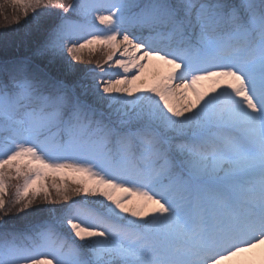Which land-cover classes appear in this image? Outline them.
I'll list each match as a JSON object with an SVG mask.
<instances>
[{"label":"snow or ice","instance_id":"obj_1","mask_svg":"<svg viewBox=\"0 0 264 264\" xmlns=\"http://www.w3.org/2000/svg\"><path fill=\"white\" fill-rule=\"evenodd\" d=\"M8 4L0 264H264V0Z\"/></svg>","mask_w":264,"mask_h":264},{"label":"trees","instance_id":"obj_2","mask_svg":"<svg viewBox=\"0 0 264 264\" xmlns=\"http://www.w3.org/2000/svg\"><path fill=\"white\" fill-rule=\"evenodd\" d=\"M10 13L14 14V13H16V10L14 8H8L6 10L5 9H2L1 10V7H0V22H2L3 19H5V15H7L8 18L11 20V14ZM3 25H6L7 26L6 29H7V31L9 33L12 32V29L14 28V25H8L6 23H3ZM15 26L18 27V25H15ZM12 54H16V55L27 54V50L26 49H20V50H18L15 53H13V52L10 51L9 52V55H12ZM3 58H4V52H3L2 49H0V59H3ZM88 66L92 67V65H88Z\"/></svg>","mask_w":264,"mask_h":264},{"label":"rangeland","instance_id":"obj_3","mask_svg":"<svg viewBox=\"0 0 264 264\" xmlns=\"http://www.w3.org/2000/svg\"><path fill=\"white\" fill-rule=\"evenodd\" d=\"M0 5H3V7H1V10L2 9H5L6 10L8 8H13L11 5L8 4V0H0ZM15 10H16V13H14V14L10 13L11 14V19H13L18 14V10L17 9H15ZM3 23H6L5 22V19H3L2 22H0V33L8 32L7 29H6L7 26L6 25H3ZM11 25H14V28L16 27L15 24H11ZM97 55H99V54H97ZM81 67H90V66H88V65H81ZM165 69H166L165 70V72H166L167 71L166 66H165Z\"/></svg>","mask_w":264,"mask_h":264},{"label":"bare ground","instance_id":"obj_4","mask_svg":"<svg viewBox=\"0 0 264 264\" xmlns=\"http://www.w3.org/2000/svg\"><path fill=\"white\" fill-rule=\"evenodd\" d=\"M159 71H161V72H165V66H161L159 69H158ZM259 249L257 250V253H259Z\"/></svg>","mask_w":264,"mask_h":264}]
</instances>
